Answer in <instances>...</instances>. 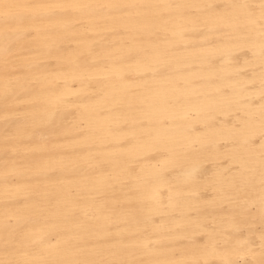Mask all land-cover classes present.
<instances>
[{
    "label": "bare ground",
    "instance_id": "6f19581e",
    "mask_svg": "<svg viewBox=\"0 0 264 264\" xmlns=\"http://www.w3.org/2000/svg\"><path fill=\"white\" fill-rule=\"evenodd\" d=\"M260 4L0 0V262L261 264Z\"/></svg>",
    "mask_w": 264,
    "mask_h": 264
},
{
    "label": "snow or ice",
    "instance_id": "6c2138e0",
    "mask_svg": "<svg viewBox=\"0 0 264 264\" xmlns=\"http://www.w3.org/2000/svg\"><path fill=\"white\" fill-rule=\"evenodd\" d=\"M3 7L6 9H12V8L22 9V8H28L30 6H28V5H3ZM37 7H64V6L63 5H49V6H37ZM238 7L247 8V7H249V5L241 4V5H238ZM260 10H261V20H262V22H264V0H261ZM0 15H3L6 19L11 17V13H9V12H2V13H0ZM260 55H261L262 61H264V23H262V39H261ZM262 69H264V64H262ZM262 84H264V80H262ZM261 205H262V207H264V195H262ZM262 239H264V237H262ZM0 264H33V262H30V261H4V262H0ZM227 264H235V262L228 261ZM261 264H264V261H262Z\"/></svg>",
    "mask_w": 264,
    "mask_h": 264
}]
</instances>
